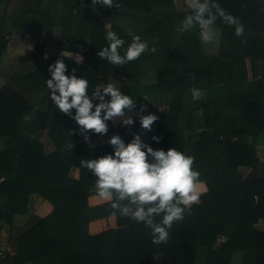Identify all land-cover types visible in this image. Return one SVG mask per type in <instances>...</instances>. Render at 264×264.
Masks as SVG:
<instances>
[{"label": "trees", "instance_id": "1", "mask_svg": "<svg viewBox=\"0 0 264 264\" xmlns=\"http://www.w3.org/2000/svg\"><path fill=\"white\" fill-rule=\"evenodd\" d=\"M199 1L208 4L205 17L215 16L213 24L220 28L221 46L218 56H208L197 65L191 58L185 59L190 49H198L197 10L183 14L192 16L193 23L180 34V43L174 41L163 47L170 22L165 12L173 10V0H119V7L115 3L112 7L93 4V0H38L35 9L19 2L23 3L21 10L14 8L0 15V54L7 46L1 27L8 23V31L24 29L29 37L36 38L30 58H42L38 56L43 51L39 40L42 35H52L55 29L59 37L56 48L63 52L26 74L16 72L10 76V83L32 95L45 90L42 104L35 101L30 105L21 97L18 100L7 87L0 90V119L7 122L5 146L0 150V231L4 224L12 226L15 215L26 213L31 194L46 199L53 207L49 215L17 237L13 254H0V264H152L150 255L158 252L163 254V264H195L201 249L207 251L203 264H227L233 251H250L255 256L250 264H264V231L256 226L259 219H264V162L256 147L259 138L264 145V76L249 83L246 76L235 74L236 62L247 53L264 61V24L259 14L264 0ZM217 6L239 19L244 25L242 35H235L234 26L223 21ZM28 11L34 15L33 20L26 18ZM114 17L131 19L130 30L125 31L114 20L107 28V21ZM106 30L124 37L125 48L131 40L128 33L138 34L149 50L134 61L112 64L98 54L107 44ZM243 43L250 45L248 52L225 54L226 45L244 48ZM167 49L174 56L171 67L163 63ZM72 54L83 60H76ZM154 56L157 74L150 83L143 82L140 65ZM57 59L66 64V75L75 74L89 81L86 95L93 106L100 102L96 99L103 91V79L115 75H121L116 77L123 83L119 88L122 93L132 98L149 97L141 103L139 115L131 117L133 123L117 127V135L125 143L139 134L143 144L153 149L175 147L194 156L192 166L199 171L198 179L207 190L199 203L191 206V214L174 222L167 241L153 243L151 229L143 221L135 223L122 216L124 206L135 205L127 197L120 200L115 190H110L111 203L93 207L87 204V197L96 190L95 177L80 166V161L112 152L113 145L92 141L93 136L111 131L112 118L106 121L105 133H95L81 130L73 118L75 108L68 114L58 110L49 98L51 90L46 88V79L51 78L49 65ZM192 87L201 89L206 98L194 100L189 90ZM104 99L109 100L110 95L105 94ZM156 106L162 109L159 116ZM198 110L204 129L195 132L198 125L194 114ZM152 111L157 119L150 129L142 128L141 116ZM59 115L75 130L70 144L63 148L52 128ZM45 131L55 141L51 153H45L40 141ZM189 142L191 151L187 153ZM70 147L72 152H68ZM71 167L80 169L79 179L69 177ZM240 168H249L250 172L242 177ZM109 215L115 216L116 228L98 234L87 232L90 221ZM162 215L154 213L153 223H159ZM220 236L224 242L214 247Z\"/></svg>", "mask_w": 264, "mask_h": 264}, {"label": "clouds", "instance_id": "2", "mask_svg": "<svg viewBox=\"0 0 264 264\" xmlns=\"http://www.w3.org/2000/svg\"><path fill=\"white\" fill-rule=\"evenodd\" d=\"M114 3L117 7L120 6L119 0H93V4L107 7H112ZM190 6L197 10L195 20L200 25V39L205 42L213 40L215 33L205 31L215 20L214 15H204L208 11L207 2H197ZM217 7L221 18L234 26L235 35H242L244 25L239 19ZM185 21L184 27L187 28L193 23V17L186 16ZM128 36L131 40L125 48L124 37L113 30H106L107 44L100 48L99 56L106 57L112 64H126L149 50L147 42L138 34L129 32ZM49 69L51 78L46 79V88L51 90L50 100L61 113L68 114L70 109L75 108L73 118L82 126L81 130L91 129L95 133H105L106 121L113 116L123 115L124 109L133 103L132 97L122 93L115 84L107 83L99 94L100 102L93 106L92 100L86 95L89 86L86 78L75 74L66 75V64L61 59H57L54 65L50 64ZM189 90L194 100L206 98L197 87ZM104 94H109L110 99L105 101ZM93 95L97 93L94 91ZM156 119L157 116L153 113L142 115L141 127L150 129ZM123 123L131 124L133 121L129 117ZM87 139L88 136H85V140ZM153 139L159 138L154 136ZM108 142L114 146L112 152L96 158L81 159L80 166L95 177V189L100 196H107L110 190H115L120 200L127 197L135 205L134 208L124 206L121 215L135 223L143 221L151 229L153 243L167 241L174 222L183 220L186 213L191 214V206L199 203L202 192L206 190L198 179L199 171L192 166L194 156L175 147L167 150L153 149L143 144L139 134L134 135L127 143L119 135H112ZM154 213H163L159 223H153Z\"/></svg>", "mask_w": 264, "mask_h": 264}, {"label": "crops", "instance_id": "3", "mask_svg": "<svg viewBox=\"0 0 264 264\" xmlns=\"http://www.w3.org/2000/svg\"><path fill=\"white\" fill-rule=\"evenodd\" d=\"M23 2L26 3V6L31 9H35L38 7V0H0V15H3L5 13H11L14 8L20 9L23 8L22 4L19 3ZM201 3L199 0H173V10L169 13V23L167 25L168 30V41L166 44H164L163 47H167L170 42L177 41V43H180V34L186 29L184 27L185 24V17L188 15V12L192 10H196L195 7H191L190 5L195 3ZM259 14L262 18L263 24H264V4H262L259 7ZM37 15V14H36ZM34 15L32 12H26V18L28 20H33ZM117 23L121 25L123 22L124 28H126L125 31H129L132 27V20L131 19H125L120 17H114L113 19H110L107 21V28L110 27L112 22ZM225 21V19H223ZM4 29V37L7 39V46L4 51L0 54V90L2 88L7 87L8 89L12 90L15 97L19 100L21 97L22 99H25L28 101V103L34 104L35 101H38V103L43 102V95L44 91L42 90L40 93L36 95H32L22 89H20L18 86L10 83V76L13 73L20 72L22 74H26L32 70H34L38 65L48 61L53 56L57 54H62L63 52H60L56 48V43L53 34L57 32L55 31L50 35L49 37H45V35H42V37L39 40V43H43V51H41L38 56L41 55V59H32L29 57V53L33 49L34 43L36 41V38L29 37L24 32V29H16L12 31H8L9 29V23L4 24L1 27ZM205 31H212L215 33L214 39L205 42L200 39L199 32H198V49L196 51H192L190 49L189 52L186 53L185 59L188 60V58H191L193 60V64L197 62L195 65L202 63L206 61L208 56H218L220 54V28L217 25H209L208 29H205ZM154 43L151 44V47ZM244 48H241L239 44H230L226 45L224 47L226 51L227 56H231L234 54L233 52L236 50H245L246 52L249 51L250 45L248 43L242 44ZM244 51V52H245ZM73 57V56H72ZM76 59V58H75ZM174 56L173 52L168 50L165 51L164 54V60L163 63L166 67L173 66ZM157 59L156 57H152L149 61L142 63L140 65L141 75L143 78V82L150 83L154 79V77L157 74ZM226 66H229L230 59H227ZM237 70L235 71V74L239 76H246L247 82H254L259 76H264V61L262 57H259L258 55H251L249 56V53L242 59H239L237 62ZM121 75H115V77H106L102 81V90L103 86H105L107 83H109L111 80H117L119 82L118 88L122 87V81L119 77ZM227 76V75H225ZM105 96V94H104ZM99 99V95L96 100ZM143 99H146L147 101L149 97L147 95H143L142 97H135L133 98V103L129 106H127L125 110V114L123 115H116L113 116L111 119V131L107 134L93 136V143L94 144H105V145H111L108 141L112 135H117V127L119 125L125 124L123 121L127 119V117H137L140 113L141 105L140 107H137V101L141 100V103L144 102ZM98 103V102H97ZM160 106V105H159ZM156 106V112L157 115L162 114V109L160 107L162 106ZM155 111V109H154ZM152 111V113H154ZM1 113V112H0ZM202 113L201 110H198L195 112V122H197V116ZM53 131L55 133V136L58 139V143L61 146V148L68 146L75 134V130L72 127V125L69 123L68 120H66L63 116L59 115L57 116L56 120L52 124ZM7 136V122L0 119V150L4 148V138ZM143 142V137L140 138ZM41 143L44 146L45 153H51L55 150V141L52 139L51 134H47V131H45V134L41 138ZM146 141V139L144 140ZM145 143V142H144ZM72 147V146H71ZM68 148V152H72V149ZM256 147H257V154L261 162H264V145H263V139L259 138L256 140ZM246 170L247 172L243 171ZM241 172H245L244 174H241ZM250 172L249 168H240L239 173L242 175V177L246 176ZM69 177L73 179H79L80 178V169L78 167H71L69 170ZM204 187L206 188L205 184L203 183ZM207 190V188H206ZM205 190V191H206ZM203 191L202 193H204ZM113 200V196L111 191L107 196H100L98 191H93L88 197H87V204L90 207L98 206V205H106L111 203ZM53 210L52 205L44 198L40 197L37 194H31L29 197V202L27 205L26 213L23 215H15L13 219L12 226L4 224L2 232H6L7 234L6 238H0V254H4L6 252L13 254L14 250L17 246V237L24 231H26L28 228H30L39 218H44L47 215H49ZM256 226L264 231V219H259L256 223ZM117 227L116 224V218L114 215H109L106 217L94 219L90 221L87 225V232L89 234H98L100 232H103L108 229H114ZM125 228H127L125 226ZM7 230V231H6ZM225 238L223 236H220L215 241L214 247L219 246L222 242H224ZM207 251L205 249H201L198 253L197 260L195 261V264H203L204 262V256L206 255ZM255 256L252 252L247 251H233L229 256V261L227 264H250L254 260ZM150 260L152 264H163V254L161 252L153 253L150 255ZM30 264V263H27Z\"/></svg>", "mask_w": 264, "mask_h": 264}, {"label": "rangeland", "instance_id": "4", "mask_svg": "<svg viewBox=\"0 0 264 264\" xmlns=\"http://www.w3.org/2000/svg\"><path fill=\"white\" fill-rule=\"evenodd\" d=\"M124 22L121 24V27L124 29V30H126V28H124L123 26H124ZM57 32H55L54 34H53V36H54V41H56V39H59V37H57ZM72 56L74 57V58H76V60H79V61H82L83 60V58L80 56V55H77V54H72ZM109 83H113V84H115L117 87L119 86V82H117V80H111ZM143 100H146V99H143ZM137 107H140V105H141V100L140 101H137ZM202 123H203V121H202V113L199 115V113H198V116H197V122H196V125H198L197 127H196V129H195V132H197L198 131V128H200V127H202ZM186 151H187V153H189L190 151H191V144H190V142H189V144H187V149H186ZM243 171H245V172H247L246 170H243ZM245 172H241V174H244ZM7 231V230H6ZM6 232H2V231H0V238H6L7 237V234H5Z\"/></svg>", "mask_w": 264, "mask_h": 264}, {"label": "built area", "instance_id": "5", "mask_svg": "<svg viewBox=\"0 0 264 264\" xmlns=\"http://www.w3.org/2000/svg\"><path fill=\"white\" fill-rule=\"evenodd\" d=\"M204 128H202V127H200V128H198V131H202Z\"/></svg>", "mask_w": 264, "mask_h": 264}]
</instances>
